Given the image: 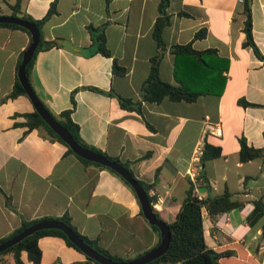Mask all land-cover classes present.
<instances>
[{
  "label": "crops",
  "instance_id": "obj_1",
  "mask_svg": "<svg viewBox=\"0 0 264 264\" xmlns=\"http://www.w3.org/2000/svg\"><path fill=\"white\" fill-rule=\"evenodd\" d=\"M53 1L55 13L41 33L57 45L36 53L30 74L41 102L53 115L70 109L86 146L126 163L148 184L155 192L150 204L165 223L175 218L192 186L186 169L194 149L202 153L204 142L219 146L217 157L201 163L204 180L192 193L204 198L227 190L242 205L214 216L202 209L204 243L264 264L263 218L252 202L260 198L264 205V159H238L239 137L249 146L264 145V0H250L249 6L252 41L263 59L243 45L242 0H168L158 76L201 91L191 102L140 100L155 53L151 32L161 15L160 0H0V14L10 15L18 2L39 19ZM88 25L103 29L111 57L94 52ZM199 29L204 35L193 39ZM28 42L23 30L0 26V238L21 220L67 214L80 234L113 256L134 257L152 248L159 237L119 177L81 162L41 127L15 125L33 110L23 95L5 98ZM187 42L195 50L213 51L204 52L202 62L170 52L171 45ZM112 57L123 73L112 70ZM116 96L140 100V112L122 108ZM239 99L254 105L242 106ZM37 245L39 262L27 261L21 252L24 264H94L58 235L41 236Z\"/></svg>",
  "mask_w": 264,
  "mask_h": 264
},
{
  "label": "trees",
  "instance_id": "obj_2",
  "mask_svg": "<svg viewBox=\"0 0 264 264\" xmlns=\"http://www.w3.org/2000/svg\"><path fill=\"white\" fill-rule=\"evenodd\" d=\"M167 2L168 0H160L157 6L158 12L161 15L156 17L151 32V35L155 43V53L149 59L148 73L146 78L142 82L140 88V100L146 102H158L163 98H167L168 100L171 101L191 102L194 101L202 92L199 90L197 91L191 90L187 86L181 83L176 84V83L163 81L158 76V64L161 60V57L165 49L163 40L161 38V31L164 25L167 23V16L164 14V8L166 7ZM242 5H243V13L245 14V20L243 24V32L245 34V40L243 41V45L251 47L253 53L260 59H263L257 47L253 43L251 37V22H250V9H249L250 0H242ZM53 13H55L54 1L49 4V7L47 8L43 17L39 19H33L29 15H27L24 11H22L20 9V5L18 2H16L14 5L11 6L10 15L32 22L39 31V40L37 46L30 60L27 62L24 68L25 76L33 90H34L33 85L30 82V74L36 53L40 50L48 49L51 46L57 45L53 40H45L41 33V26L43 22ZM0 26H7V27L21 29L24 32H26L27 35L29 36L28 31L25 28L20 27L18 25L9 24V23H0ZM87 29L90 35L91 44L94 45L95 47L94 52H98L106 57H111L109 50L105 45V36L103 33V29L101 27H92L91 25H88ZM203 35H204V29H199L193 34L192 38L193 39L200 38ZM29 41H30V36H29ZM169 50L174 56L185 55L191 57L192 59L198 62H202V55L204 52L213 51V49H206L205 51L195 50L191 47L190 42H187L185 44L171 45ZM20 58L21 55L17 60L16 69L20 62ZM112 70L118 74H121L124 71L123 68L117 64V60L113 57H112ZM90 89L95 91H100L95 87H90ZM34 92L36 93L37 97L40 100L39 94L35 90ZM18 95H23L27 97L24 93L23 88L21 87V85L17 80L16 71H15L14 83L12 85L11 90L6 94L5 98H14ZM116 98L118 99L119 105L122 108L140 112V104H141L140 100L132 101L129 98H125L121 96H116ZM70 101L71 103H73L72 97L70 98ZM238 103L242 106L254 105L252 103H248L244 101L243 99H239ZM43 106L55 118V120L68 131L71 137L79 145L86 147L98 154H101L109 160L117 161L120 163V161L117 158L111 157L93 147L86 146L81 141L78 135L77 125L73 123L69 117L70 109L63 110L59 112L57 115H53L44 104ZM21 116L24 118V120L21 122H15V125L24 126L26 127L27 130L41 127L49 137L54 138L59 142H61L62 144H64V142L61 141L58 138V136L43 122V120L40 118V116L36 113L34 109L31 112L22 113ZM263 137H264V132H263ZM238 143H239L238 159L240 162H245L256 158H259L261 160L264 159V145L262 147L249 146L246 144L243 137L238 138ZM67 152L74 155L81 162L85 164H93L95 166L107 169L108 171L115 174L124 182V180L111 169L77 156L76 154L72 153L68 147H67ZM219 153H220L219 146H213L204 142L203 150L200 156V161L201 163H203L204 160L206 159L217 157ZM121 164L126 169H128V171L132 174L126 163H121ZM201 179L204 180L203 177H201ZM138 182L141 184V186L143 187V189L147 194L149 185L141 180H138ZM126 185L130 188L128 184ZM148 199L150 203H152L153 197L148 196ZM5 202L8 204L7 197H5ZM252 202H253V210L257 211L263 218L261 229L262 232H264V205L260 198L253 199ZM241 205L242 202L239 200L232 199L230 193L227 190H223L220 194L206 196L204 198H198L192 193V186L188 187L185 192V196L182 200V203L180 205V208L175 215V218L171 222L166 223L170 232V239L166 251L162 255L158 256L157 258L145 264H224V262L229 259L232 262L231 264H255V262L252 259H240L238 257L233 256V253L235 252L233 249L228 248L224 250H214L208 248L205 245L203 239V231L201 224L202 209H205L210 216H214L216 214L226 212L230 209L238 208ZM151 209L153 210L155 216L158 219H160L157 213L152 208V206ZM46 219H55L63 222L75 234H77L84 243L89 245L99 254L107 258H110L114 261H127L137 256L136 255L134 257H118L109 254L107 250L103 249L98 245L96 239H90L80 234L77 231V229L74 227V225L70 222V218L68 217L67 214H63L59 217L43 216L31 220H21L20 225L16 229L11 231L6 236L0 238V242L13 236L14 234L24 229L25 227L29 226L30 224ZM150 226L156 232L158 237L157 227L155 225H150ZM44 235H58L62 237L68 245L78 250L77 247L73 245L64 236V234L61 231L57 229H40L31 233L30 235L25 236L20 241L4 249L3 251H0V264H24L20 257L21 252H25L27 261L32 263L39 262L40 249L37 245V240L39 237ZM158 241L159 238H157V242L153 245V247L158 244ZM222 258L225 259L221 261ZM85 259L89 262H93L94 264H99L86 256Z\"/></svg>",
  "mask_w": 264,
  "mask_h": 264
},
{
  "label": "water",
  "instance_id": "obj_3",
  "mask_svg": "<svg viewBox=\"0 0 264 264\" xmlns=\"http://www.w3.org/2000/svg\"><path fill=\"white\" fill-rule=\"evenodd\" d=\"M0 23H9L15 24L20 27L25 28L30 36V41L27 46L23 49L21 53L20 62L16 69V77L24 90L25 95L30 101L33 109L40 116L43 122L58 136V138L64 142V144L71 150L72 153L77 156L98 163L104 167H107L117 173L126 184L130 186L132 191L134 192L136 199L140 206V211L144 219L150 224L155 225L158 229V244L154 247L144 251L143 253L137 255L136 257L127 260V261H114L110 258H107L97 251L92 249L89 245L84 243L81 238L75 234L69 227H67L63 222L55 219H46L40 220L24 229L20 230L13 236L8 239L0 242V251L10 247L11 245L17 243L22 238L31 233L40 230V229H57L61 231L64 236L77 247V249L86 257L92 259L93 261L99 264H145L150 262L151 260L157 258L162 255L168 246L170 239L169 229L164 221L158 219L153 210L151 209V204L148 199V196L138 182V180L131 174L128 169H126L121 163L117 161H112L107 159L101 154H98L86 147L79 145L68 133V131L63 128L55 118L44 108L43 104L37 97L36 93L30 86L25 73L24 68L27 62L30 60L39 40V31L37 27L32 23L24 19H20L18 17L12 15H2L0 14Z\"/></svg>",
  "mask_w": 264,
  "mask_h": 264
},
{
  "label": "built area",
  "instance_id": "obj_4",
  "mask_svg": "<svg viewBox=\"0 0 264 264\" xmlns=\"http://www.w3.org/2000/svg\"><path fill=\"white\" fill-rule=\"evenodd\" d=\"M200 156H201V149L200 147H196L193 151V154L190 157V163L188 168L186 169V174L192 183V186L195 188L196 183L200 182L201 177L199 174L200 168H201V161H200ZM148 196H154L155 192L153 190H148L147 191ZM197 197V195L195 194Z\"/></svg>",
  "mask_w": 264,
  "mask_h": 264
},
{
  "label": "rangeland",
  "instance_id": "obj_5",
  "mask_svg": "<svg viewBox=\"0 0 264 264\" xmlns=\"http://www.w3.org/2000/svg\"><path fill=\"white\" fill-rule=\"evenodd\" d=\"M232 262L229 260L225 261L224 264H231Z\"/></svg>",
  "mask_w": 264,
  "mask_h": 264
}]
</instances>
